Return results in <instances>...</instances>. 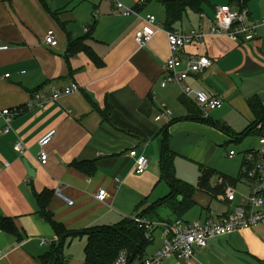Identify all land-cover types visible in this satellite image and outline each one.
Returning <instances> with one entry per match:
<instances>
[{
	"label": "crops",
	"instance_id": "1",
	"mask_svg": "<svg viewBox=\"0 0 264 264\" xmlns=\"http://www.w3.org/2000/svg\"><path fill=\"white\" fill-rule=\"evenodd\" d=\"M116 1L137 13L124 15ZM162 1L46 0L56 19L39 0H0V44L9 45L0 51V110L15 112L9 132L0 124V217L11 218L24 236L19 241L0 228V264H40L37 257L57 241L54 227L39 213L35 198V192L45 188L54 190L48 210L55 221L76 232L138 216L148 222L163 221L159 209H170L161 203L170 188L161 179L160 161L164 128L171 122L175 121L168 128V144L175 167L182 155L206 166L208 160L194 150L202 143L212 145L209 132L226 144L255 138L243 152L262 147L259 133L246 138L238 134L255 121L249 99L259 97L264 102V27L251 42L240 44L227 35H214L185 48L182 56H208L213 61L186 83L224 100L221 108L204 118L196 114L201 108L195 99L184 95L178 84L162 87L170 56ZM233 1L236 4L223 1L221 5L244 9L252 19L264 18V0ZM148 14L156 16L161 29L141 47L135 34ZM209 18L213 17L189 11L175 29L188 32L205 27ZM49 33L55 35L57 46L46 43ZM70 35L89 37L86 44L102 58V64L85 52L67 58ZM73 83L80 91L50 100L53 87L65 89ZM165 108L173 115L156 120ZM51 129L56 135L46 146L49 160L43 165L39 140ZM19 139L27 148L24 155L15 149ZM131 150L149 157L145 173L135 172L136 157L128 155ZM82 161L94 163L81 168L73 164ZM6 162L9 166L4 167ZM25 162L35 170L34 177ZM198 183L192 185L196 188L194 205L183 217L188 223L215 220L232 211L251 187L241 181L234 184L235 188L246 186L248 193L237 194L230 203L225 195L211 196L200 190ZM211 185L217 187L218 178ZM100 189L107 190L103 202L96 198ZM168 219H176L171 209ZM86 244V235L67 241L66 264H84ZM162 244L163 231L156 228L145 257L154 255ZM161 264H264V224L219 236L191 259L171 257Z\"/></svg>",
	"mask_w": 264,
	"mask_h": 264
},
{
	"label": "built area",
	"instance_id": "2",
	"mask_svg": "<svg viewBox=\"0 0 264 264\" xmlns=\"http://www.w3.org/2000/svg\"><path fill=\"white\" fill-rule=\"evenodd\" d=\"M116 6L121 9L126 16L137 13L136 10L125 6L116 1ZM204 16V15H202ZM264 27V18L252 19L249 12L233 8L229 4L221 5L217 8L215 18H209L207 26L192 29L188 32L168 31L167 39L170 48V56L165 65V77L162 80V87L176 83L180 86L184 95L193 97L201 108L204 117L208 118L210 113L224 105V100L219 97L210 96L202 90H195L189 86L186 81L195 73H200L213 65V61L208 56H196L185 54V48L196 42L204 40L207 36L227 35L237 43H246L254 40L260 28ZM161 25L153 14H148L144 18V26L135 34V40L141 47H145L152 40ZM46 43L57 46L58 40L53 33L45 37ZM9 45L0 44V51L8 50ZM9 76V75H7ZM80 91L78 84L73 83L65 89L52 88L50 100L57 101L65 95H70ZM42 95H37L41 97ZM44 96V95H43ZM153 99L156 94L153 93ZM15 112L11 109L0 110V124L5 125V131L11 129V121ZM173 111L162 109L156 116V120L164 117H171ZM56 130L47 131L39 140L41 151L39 159L43 165L48 163L49 155L46 146L53 140ZM15 149L20 155L27 152V148L22 140H17ZM237 154L231 150L229 157L233 158ZM130 156L136 157L135 172L137 174L145 173L150 166V159L145 154H138L136 150L129 152ZM9 163H4V167ZM239 179L242 183L251 185L250 193L242 195L240 202L234 209L215 220H206L204 222L196 220L188 223L183 219L174 221L148 222L140 217H135V221L144 226L147 230L148 239H153L154 230L161 228L163 231V244L161 248L152 256L145 257L138 261H131L126 251H122L112 264H161L164 260L171 257L181 259H191L195 257L197 251L204 249L219 236H227L243 229L252 228L264 224V134L262 135V147L257 150L243 153V164L240 169ZM225 180L221 176L218 178V185H224ZM107 190L100 189L96 193V198L103 202L106 200ZM70 204L74 202L65 198ZM225 199L234 203L237 199L236 188L233 185L225 186ZM45 241L43 240V243ZM2 255L0 254V260Z\"/></svg>",
	"mask_w": 264,
	"mask_h": 264
},
{
	"label": "trees",
	"instance_id": "3",
	"mask_svg": "<svg viewBox=\"0 0 264 264\" xmlns=\"http://www.w3.org/2000/svg\"><path fill=\"white\" fill-rule=\"evenodd\" d=\"M39 1L42 6L57 19V14L50 11L46 0ZM206 4H211V0H163L162 5L166 13V19L164 21L165 30L177 31L175 29V24L182 21L189 11L199 14L203 13L202 8ZM88 38L89 37L74 38L70 35L68 40L67 58H70L79 52H85L96 62V64L101 65L103 61L102 58H100L96 52L86 44ZM248 103L255 116V121L250 127L238 134V137L240 138H246L251 133H259L260 135L264 134V102L259 97H252L249 99ZM202 116L204 117V115ZM174 122L169 123L164 128V139L160 161L161 179L169 185L170 192L161 200V203L169 205L171 211L176 216V219H183L184 215L187 214L194 205L193 197L196 188L177 176L175 155L170 150L168 144V128ZM219 128L228 135L233 136V134L226 128L220 126ZM93 163V161H82L73 164L74 166L81 168L84 164L91 166ZM199 170L200 176L198 187L200 190L208 192L211 196L217 194L225 195V186L227 184L234 186V184L240 181L239 178L232 179L226 175H220L224 178L225 184L212 187L211 181L216 171L205 165H200ZM53 196L54 190L49 188H45L40 193L35 192V198L39 205V213L45 221L54 227L57 236V241L52 243L49 251L37 257L40 264H66L64 249L67 241L83 235H86L87 237L84 264H112L122 251L127 252L131 261L145 258L146 249L150 246L152 239L150 240L147 238V230L144 226L137 223L134 217L125 219L116 225L96 227L84 232H76L55 221L52 213L48 210V205ZM0 228L16 236L19 241L24 239L23 234L18 230L11 218L0 217Z\"/></svg>",
	"mask_w": 264,
	"mask_h": 264
},
{
	"label": "rangeland",
	"instance_id": "4",
	"mask_svg": "<svg viewBox=\"0 0 264 264\" xmlns=\"http://www.w3.org/2000/svg\"><path fill=\"white\" fill-rule=\"evenodd\" d=\"M223 1L231 4H236V2L233 0H211V4H206L202 8L203 12L207 16L215 18L216 12L214 8L217 9L219 6H221ZM196 15L199 16V14L197 13ZM196 114L199 116L203 115L201 110L197 111ZM162 123L163 122H160V124ZM208 134L209 137L213 140L212 145L209 143H202L201 145H198L197 149H195L194 151L198 150L199 151L198 155L204 156L208 160V163H204V164H206V166L216 171L215 175L213 176V181L214 179H216L217 181V178H219L220 175H226L232 179H237L240 174V167L243 158L242 154L244 153L242 150H245L244 148L246 144L249 143L253 144L254 143L253 139L255 138L253 137H250L249 139L247 138L246 142L242 144H237L235 142H230L226 144V142L220 139L215 133L209 132ZM230 150H234L236 152H239L240 154L237 153V157L235 158H229L227 156V153ZM198 162L200 161H195L189 156L182 155V157L177 158L176 173L178 178H180L181 180L185 181L190 185H197L200 176V170H199L200 165L198 164ZM236 192L237 194H242V193L247 194L248 189L246 186L242 184H238L236 187ZM169 215H170V209L168 207L162 206L159 209V218L161 220L168 221ZM157 222H162V221H157Z\"/></svg>",
	"mask_w": 264,
	"mask_h": 264
},
{
	"label": "water",
	"instance_id": "5",
	"mask_svg": "<svg viewBox=\"0 0 264 264\" xmlns=\"http://www.w3.org/2000/svg\"><path fill=\"white\" fill-rule=\"evenodd\" d=\"M25 165L28 169L29 175L34 177L35 176V170L28 164V162H25Z\"/></svg>",
	"mask_w": 264,
	"mask_h": 264
}]
</instances>
